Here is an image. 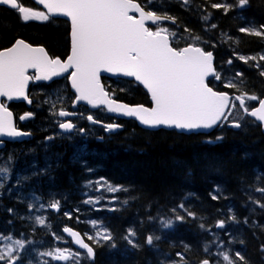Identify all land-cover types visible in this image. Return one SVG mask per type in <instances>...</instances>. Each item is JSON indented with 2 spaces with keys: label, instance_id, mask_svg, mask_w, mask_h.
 <instances>
[{
  "label": "trees",
  "instance_id": "trees-1",
  "mask_svg": "<svg viewBox=\"0 0 264 264\" xmlns=\"http://www.w3.org/2000/svg\"><path fill=\"white\" fill-rule=\"evenodd\" d=\"M20 2L22 6L39 10L29 0ZM139 2L144 6L146 0ZM212 3L233 7L225 12L213 9ZM149 7L160 15L167 13L175 18V25L169 26L176 32L173 47L192 44L213 53L215 70L223 78V81L213 79L208 82L213 90L264 98V76L260 75V71H264L261 65L264 62L256 59L260 53L264 54V36L239 30L242 27L261 30L264 0H249L244 7L238 5V0H189L187 4L183 0H154ZM68 36L69 26L64 20L24 22L17 10L0 6V50L16 39H23L31 45L43 46L49 55L61 57L69 49ZM197 36L199 40L194 39ZM240 56L254 59L245 62L239 59ZM230 59L232 64L227 63ZM237 72L243 73L242 77H237ZM231 77L237 87L225 88L224 83ZM35 89L36 85H32L29 91L35 92ZM107 89L115 100L149 106L146 93L132 81H113ZM34 98L32 108L36 105ZM45 101L38 100V106L44 104L47 107L49 102ZM254 105L255 102L250 106ZM46 107L39 108L34 120L30 121V138L8 146L23 148L13 155L17 164L34 163L38 170L45 167L44 180H40L45 188H38L36 181L38 191L49 193L51 198H56L55 193L60 195V210L53 221L57 226L52 225L53 230L57 228L60 233L66 226L85 234L90 231L85 221L96 218L110 231V244L95 245L84 236L95 250L94 262L90 264H160L169 257L179 259L177 252L183 254L187 264H198L205 257L213 259L204 252V247L213 239L227 245L231 240L234 244L232 256L238 250L249 264H264V252L261 251L264 246V208L254 203L256 200L264 203V195L256 191V188L264 187V134L256 122L245 117L238 130L218 127L209 134H182L164 129L149 131L138 127L134 121L119 120L122 130L103 136L102 142L85 143L79 135L73 142L65 139L48 141L46 137L50 136V130L46 128L55 125H52ZM8 108L14 114L17 110H26L24 104L11 103ZM216 136H223V140L216 141ZM208 140L213 143H206ZM97 178L127 189L115 194L111 208L114 211L107 207L94 209L80 198V187ZM216 186L221 191L219 199L213 200L211 193ZM74 188H78L77 191H71ZM70 194L71 199L67 197ZM181 203L196 214L195 218L179 209ZM10 204L7 208L2 204L0 219L11 220L14 206ZM67 208H80L81 217H77L78 212H73L74 217L64 218L60 214ZM174 208L176 213L172 211ZM176 214L184 215L185 220H175ZM20 216L18 213L14 221L21 224L20 229H26L23 226L26 221ZM231 216L236 220H230ZM168 219L173 220V226L163 228L162 220ZM218 220L226 221V229L215 227ZM201 224L207 230L201 229ZM129 228L136 231L137 248L126 247L124 237ZM148 233L161 237L151 248L144 242ZM33 237L41 243L37 233ZM44 237L47 241L53 239ZM185 244L189 248L185 249Z\"/></svg>",
  "mask_w": 264,
  "mask_h": 264
},
{
  "label": "snow or ice",
  "instance_id": "snow-or-ice-1",
  "mask_svg": "<svg viewBox=\"0 0 264 264\" xmlns=\"http://www.w3.org/2000/svg\"><path fill=\"white\" fill-rule=\"evenodd\" d=\"M36 2L43 5L47 14L44 11H35L30 7L22 6L20 0H0V5H7L11 9L17 10L24 22L49 21L56 15L70 18L71 53L67 60L62 61L59 57L49 56L43 46L34 47L23 39H16L10 47L0 50V98L7 97L11 101L14 98L22 97L31 104L32 101L25 92L30 80L52 81L54 77L66 73L69 69H74L67 77L71 80V87L75 90L73 107L79 101H86L93 107L106 105L109 112L135 117L142 125L149 128L165 126L199 134H208L201 130L216 127L241 128V121L245 119V115L255 118L257 122L264 125V99H259L258 107L250 110L245 102V97L249 101H256L258 97L246 93L235 96V100L239 101L238 107L243 110L245 115H239V119L230 120L231 109L237 105L231 103L227 92L214 91L206 83V78L210 76L217 81H223L222 76L214 69L212 52L204 51L201 47L192 44L184 48H175L171 46L168 29L157 27V30L153 31L146 25L148 21L153 25L165 20L175 23V18L167 13L160 15L151 10L149 6L154 3V0H146L144 6L139 0H36ZM183 2L187 4L189 0H183ZM248 2L249 0H238V5L244 7ZM211 7L227 12L233 5L212 3ZM212 27L216 26L212 25ZM260 29L242 27L239 30L242 33L264 36V25H261ZM185 31L188 30L185 29ZM172 35L175 36V33ZM194 39L199 40L200 37L197 36ZM239 59L247 62L254 58L240 56ZM259 59L264 61V55H261ZM227 63L232 64V60H228ZM29 68L36 70L33 76L26 75ZM101 70L121 74L124 77H134L135 81L142 84L151 94L153 106L150 108L143 105L129 106L111 99L100 84ZM242 75L241 72L236 73L237 77H242ZM260 75L264 76V71H260ZM224 87L236 88L237 84L229 80L224 83ZM45 102L47 103V101ZM51 114L61 118L78 115L76 112H70L63 108ZM33 116L34 113L26 112L20 116V120L24 121ZM11 117L12 113L0 100V137L16 139L31 135V133L18 130ZM86 119L92 124H102L91 114ZM102 126L107 132L121 127L116 123L102 124ZM58 127L68 133L78 131L80 134H84L86 132L84 128L77 129L76 124L70 119L59 121ZM53 139L54 137L51 136L46 137L48 141ZM215 140L222 141L223 136H216ZM206 143H213V141L208 140ZM0 144H3L2 139H0ZM10 163L11 157L8 161L0 164V188L4 187V182L9 180L12 172L8 166ZM90 186L91 182L86 185V187ZM97 190L99 191V189ZM106 190L110 193L127 191L121 185L113 186L111 184H106ZM220 191L219 186H216L211 193V198L219 199ZM256 191L264 195V187H258ZM32 199L35 203H28L27 210L29 212H40L47 209L60 210L59 200L45 205L39 203V197L33 196ZM112 199L115 200L116 197L113 196ZM99 202V197L95 200L89 198L84 201L85 204H98ZM109 202L111 203V201ZM254 203L258 207L264 208V203L259 200ZM178 207L187 216L195 218L196 214L189 211L184 203ZM110 210L114 211L115 209ZM9 211L11 212L12 209ZM172 211L176 213L177 209L174 208ZM65 215L71 218V213L66 212ZM149 219L151 220L152 217L149 216ZM229 219L235 221L236 217L231 216ZM175 220L183 222L185 216L176 214ZM35 221L41 226L46 223L45 218L41 215H37ZM245 223H247V219H245ZM92 224L95 226L96 221H92ZM161 226L171 228L173 220H162ZM215 227L226 229V221L218 220ZM200 228L205 229L204 224H201ZM63 232L70 234L79 248L86 250V257L90 261H94L93 247L80 239L77 232L69 227H64ZM97 235L101 234L97 233ZM135 236L136 232L130 228L124 237L133 248L139 247L131 239ZM101 238L106 241L111 239L108 235H101ZM7 239L13 241V244L0 250V264H34L33 260H26L24 256L26 246L33 243L32 241L16 239L12 234H9ZM56 239L61 238L56 236ZM88 239L94 238L89 236ZM160 239V236L149 234L145 238V243L151 248L154 247V241ZM2 242L0 241V243ZM211 243L212 245L217 244L215 239ZM14 245L18 246V249ZM217 246L223 249V241ZM184 247L187 249L189 245L185 244ZM261 251L264 252V246ZM66 252L69 250L56 248L54 251L38 253V256L50 257V260L44 261L43 264H51V261L67 262L71 256L66 255ZM204 252L220 257L216 264H221V260L226 264H249L245 256L238 250L235 251L234 256L223 250L211 253L210 245H206ZM74 255L80 257L82 253L75 252ZM176 256L184 264H187L182 253L177 252ZM35 264H40V262L37 260ZM75 264H81V260L76 259ZM161 264L164 262L162 261ZM169 264H177V261L171 260L169 257ZM199 264H212V261L205 257L199 261Z\"/></svg>",
  "mask_w": 264,
  "mask_h": 264
},
{
  "label": "rangeland",
  "instance_id": "rangeland-1",
  "mask_svg": "<svg viewBox=\"0 0 264 264\" xmlns=\"http://www.w3.org/2000/svg\"><path fill=\"white\" fill-rule=\"evenodd\" d=\"M33 10H35V9H33ZM35 11H40V10H35ZM34 21L43 22L41 20H34ZM164 28L168 29L166 26H164ZM172 33H174V32H172L171 30L168 29V34H170L172 36ZM261 55H264V54H261ZM259 58H260V56L256 57L257 61H261ZM228 80H232V77ZM67 99H68V94H67V90H66V87L64 84L61 85L60 87H58V89L56 91H54L53 93H50V97L48 100V102H49L48 114L50 116V121H52V125H53V120L56 117V115H52L51 113H56L57 112L56 106L57 105H61V106L65 105L63 103H65L67 101ZM248 102H251V101L248 100ZM239 115H240L239 112L236 110L234 112V114L232 115L231 119H239ZM46 130H50V136L51 137H60V134L55 131V126H52L50 128L47 127ZM3 163L4 162H2V163L0 162V164H3ZM10 178H11V174H10L9 179ZM18 178H20V175L18 176ZM16 182L17 181H13L12 185L7 188L6 194L9 195L12 191H14L15 194L13 195V197L16 200L21 201L24 199V201H26L27 204L28 203H35L32 199L33 196L29 193L21 191L22 190V184L17 185V184H15ZM89 182H91V186L86 187V185H88ZM8 184H9V180L4 182V187L8 186ZM106 184H109V183H107L105 180L99 179V178L88 180L86 183L83 184L82 188L80 187V191H79L80 198H82V201H85L86 199H89V198H92L93 200H95L96 198L99 197L100 202L98 204H90L93 206L94 209L103 208V207L104 208L107 207L110 209L113 208V204H114L115 200H113L112 198L117 193L108 192L106 190ZM4 187L0 188V192L2 191V189ZM24 188H25V186H24ZM97 189H99V191ZM56 200H60V198L54 199L52 201L47 200V202L52 203ZM109 201H111V203ZM37 207H38V204H37ZM64 210L65 209L62 210L63 213L60 215L64 216V218H66V219L69 218L68 216L65 215L66 212L71 213V217H74V215H75L73 212H78L77 217H81V213H80L81 209L80 208H78V211H77V208H75V209H68L67 208L65 211ZM50 211H52L53 214L50 213ZM20 212L21 211L14 208V211H13L14 217L12 220H10V221L4 220V219L0 220V241H3L2 243H0V250L5 249L9 244H13V241L7 239V236L9 234H12L16 239L28 240V241L33 242V243L28 244L26 246V249L24 251V256H25L26 260H33L34 264H35V261H37V260L40 262V264H43L44 261L50 260V257L38 256V253L54 251L56 248L68 249L69 252H66V253L71 256V259L67 262L51 261V264H75L76 259H80L81 264H86V262L88 261L86 256L82 254L80 257H76L74 255V253L77 251L72 249L69 245L68 240L62 234H60L61 230H60V233H59L57 228H56V230H53V226H55V227L57 226V225H55V222H53V221H55L54 219L56 218V216L54 217V215H56L57 211L47 209V210L43 211L44 213H42V211H40V212H36V211L29 212L28 210H24L20 217H22L26 221V223L23 225L26 227V229H22V228L20 229L19 227H22L21 224L17 225L14 221V219L18 218L16 216ZM37 215H41L45 218V220H46L45 225L41 226V225L36 224L35 217ZM76 220L78 221V219H76ZM92 221H96L95 226L92 224ZM85 222H86L87 226L89 227L88 230H90V231H86L85 234L88 237L92 236L94 238V239H91L93 243L105 242L106 240L102 239L101 235H108L111 237L110 231L104 226V224L101 222V220L96 219V218H94V219L89 218ZM105 230H107V231H105ZM128 230H127V233H128ZM35 233H37L39 235V239L41 240V243H38L39 241L34 240L33 235ZM97 233H100L101 235H97ZM44 236H51L53 239H52V241H47ZM56 236H59L61 239H56ZM213 236L216 237V235H214V234H213ZM135 238H136V236L131 237V239H133L134 242H135ZM111 241H112V237L110 240H107V242H111ZM220 242H221L220 240L217 241L216 245H212V243H210L209 244L210 245V252L211 253H218L221 250H223L225 252L230 253V255H233L231 249H233L234 244L229 243V245H227V243H223V249H221L220 247L217 246V245H219ZM35 244H39V245H37V248L33 247V246H35ZM129 246H131V245H129ZM15 247L18 249V246H15ZM38 247H40V248H38ZM212 256H213V259L211 260L212 264H216V261L218 259H220V257L214 256V255H212ZM171 260H176L177 264H184V262L180 261L177 258H172ZM164 264H169V260L164 261ZM221 264H226V262H223L221 260Z\"/></svg>",
  "mask_w": 264,
  "mask_h": 264
},
{
  "label": "flooded vegetation",
  "instance_id": "flooded-vegetation-1",
  "mask_svg": "<svg viewBox=\"0 0 264 264\" xmlns=\"http://www.w3.org/2000/svg\"><path fill=\"white\" fill-rule=\"evenodd\" d=\"M149 27L155 31L157 30V25L156 26H153V25H149ZM68 55V51L67 53L64 55V56H54V55H51L52 57H59L62 61L65 60V58L67 57ZM65 77H62L61 79L59 80H56V81H52L50 83H45V82H41L39 83V87L40 89H52L53 86H55L56 84L60 85L62 84L63 82H66V79H64ZM57 88H54V91L56 90ZM38 96H42L43 93L42 92H38L37 94ZM69 99H70V104L69 106L65 105L63 106V109L67 110V111H70V112H76L78 113V115L76 116H72L68 119L72 120L73 123L76 124L77 126V129L79 128H84L86 129V132L84 134H81L82 136H84L85 139L89 140V141H96V142H102L103 141V136H108L109 134L108 133H105V130L103 128V126H99V125H96V124H92V123H89V121L86 119V117L88 115H93L95 119L99 120L102 122V124H107V123H116V121L111 118L110 116H108L105 112H103V110L101 109H98L96 111H93V112H90L87 108H83V107H77V108H72L71 107V104H72V101H73V97L71 94H69V98L67 99V103L69 102ZM38 103V102H37ZM66 103V102H65ZM15 104V103H14ZM16 104H22V103H16ZM39 104V103H38ZM27 108V107H26ZM17 110V108H16ZM28 111L34 113V115H36V110H32V107L30 108H27ZM60 110V109H59ZM57 110V112L59 111ZM26 111V110H25ZM24 112L23 111H19L17 110L16 111V116H14V120H15V126L21 130V131H24V132H30L31 133V125L29 124L30 121L26 120L24 122H21L19 119H20V116H22ZM80 114H83V115H80ZM34 117V116H33ZM59 121H62L61 119L57 118L53 121V124L56 125V127L58 128V122ZM34 127L36 128V125H34ZM76 132L78 131H73L71 133H69L68 137H72L73 135L76 136ZM7 144V143H6ZM14 150H12V148H10V146H6L0 151V160H4L5 156L9 153V152H12L13 154L16 152L18 153L20 150H22L23 148L20 147V146H14L13 147ZM2 163V161H0ZM29 164H20V163H15L13 162L12 164H9L8 166L12 169V172H11V178L14 180V181H17L15 184L19 185V184H22V189H24V186L26 187H30L32 188L33 190L28 192L29 194H31L32 196H36V197H39L41 203L43 201H52L54 199H57V198H61L60 195L58 193H55V197L56 198H51L49 193L47 192H44L42 190L38 191L37 189L38 188H42L44 189L45 188V185L44 184H41L40 183V180H44V176L45 175V167L44 166H41L38 170V167L36 166H32V164L29 165V167H26L28 166ZM39 166V165H37ZM20 175V178H18V176ZM47 175V174H46ZM36 180L38 182V187L36 185ZM35 186V187H34ZM38 187V188H36ZM79 188V187H78ZM78 188H74V189H71V191H77ZM6 190H2L0 192V201H1V204H0V211L2 209V203L5 204V208H7L9 206V203L11 202V204H13L14 208L18 209L19 211H21L19 214L22 215V212L24 210H27V203L26 201L21 200L19 201V203L17 205H15V203L18 202V200H16L14 197H11L15 194V192H12V194L10 195H7L6 194ZM26 191H29V188L26 190ZM73 191V192H74ZM24 192V190H23ZM11 197V198H10ZM67 197H72V194L68 195ZM10 198V199H9ZM26 203V204H24ZM10 204V205H11ZM14 211V210H13ZM13 214V213H12ZM13 215H11V220L13 219Z\"/></svg>",
  "mask_w": 264,
  "mask_h": 264
},
{
  "label": "water",
  "instance_id": "water-1",
  "mask_svg": "<svg viewBox=\"0 0 264 264\" xmlns=\"http://www.w3.org/2000/svg\"><path fill=\"white\" fill-rule=\"evenodd\" d=\"M30 1H32L35 5H37L39 8H41L43 11H45V13L47 14V10L46 9H44V7H43V5H40V4H38L37 2H36V0H30ZM1 7H6V8H10L9 6H7V5H0ZM11 9V8H10ZM135 15H137L138 16V14H135ZM52 18H59V19H62V20H65L67 23H68V25H69V43H70V51H69V54L68 55H70V53H71V42H70V32H71V21H70V18H68V17H64V16H62V15H56V16H53ZM159 23H171V24H173V22L172 21H168V20H165V21H161V22H159ZM147 24H152L150 21H148V22H146V25ZM11 46V45H10ZM9 46V47H10ZM35 47V46H34ZM184 48V47H183ZM68 57V56H67ZM67 57H66V59L65 60H67ZM213 62H214V57H213ZM213 66H214V64H213ZM31 71H33L34 72V74H35V69H31V68H29L28 70H27V72H26V75H28V73L29 72H31ZM72 71H74V69H69L66 73H63V74H61L60 76H58V77H54L53 79H57V78H60V77H62L63 75H71V72ZM102 76H105V77H108V78H122V79H127V80H132L135 84H137L139 87H141L142 89H143V91L147 94V96H148V99H149V102H150V106H144V107H152L153 106V104H152V100H151V94L147 91V89L142 85V84H139L137 81H135V78L134 77H124L123 75H121V74H114V73H111V72H105V71H103V70H101V72H100V74H99V79H100V84H101V86L103 87V85H102V83H101V77ZM212 77L210 76V77H207L206 78V83H207V81L209 80V79H211ZM31 82V80L29 81V83ZM37 82H41V81H37ZM46 82H50V81H46ZM29 83H28V86H29ZM68 84H69V87H70V90L75 94V90L71 87V80L70 79H68ZM28 86H27V88L25 89V92H26V94H27V89H28ZM229 99H230V96H229ZM0 100H2V101H6V102H24L26 105H29V103H28V101L27 100H24L22 97L21 98H14L13 100H11V101H9L8 99H7V97H2V98H0ZM116 101V100H115ZM118 103H123V102H119V101H117ZM78 104H82V105H85V106H87L89 109H91V110H94V109H98V108H104L105 110H106V112L109 114V115H111V116H113V117H115V118H118V119H125V120H128V119H132V120H134L135 122H136V124L139 126V127H141V128H143V129H146V130H150V131H155V130H159V129H164V130H173V131H176V132H178V133H182V134H199V133H193V132H185V131H182V130H178V129H175V128H169V127H165V126H159V127H156V128H149V127H147V126H144V125H142L140 122H139V120H137L135 117H128V116H124V115H122L121 113H113V112H109L108 110H107V106L106 105H99V106H97V107H93L92 105H89L86 101H79V102H77V104H76V106L78 105ZM123 104H125V103H123ZM258 104H259V102H258ZM258 104L255 106V107H258ZM128 105V104H127ZM75 106V107H76ZM129 106H138V105H129ZM72 107H73V104H72ZM8 111H10L9 109H8ZM59 118H61V117H59ZM68 118V117H67ZM252 120H254L255 122H257L256 120H255V118H253V117H250ZM11 119H12V121H13V117H11ZM259 125H260V127H261V131H262V133L264 134V125H261L260 124V122H257ZM98 125H102V124H98ZM232 128H234V129H237V128H235V127H232ZM121 129V127L120 128H118V129H116V130H114V131H112L111 133H114L115 131H117V130H120ZM214 129V128H213ZM213 129H208V130H201L202 132H204V131H206L207 133H210ZM62 133H66V132H63V130H61V129H59ZM107 132V131H106ZM29 136H26V137H21V138H16V139H11V138H8V137H0V139H2L3 140V144H0V149L3 147V145H4V142L5 141H22V140H24V139H27ZM70 228V227H69ZM72 229V228H71ZM73 231H75V232H77L78 234H79V238L80 239H83L84 240V242L85 243H87L86 241H85V239H84V237L82 236V234H80V232H78V231H76V230H74V229H72ZM62 232H63V230H62ZM63 235L67 238V239H69V241L71 242V245L73 246V248L74 249H76V250H78V251H80V252H84L85 254H86V250H84V249H81V248H79V246L74 242V238L70 235V234H68V233H65V232H63ZM88 244V243H87Z\"/></svg>",
  "mask_w": 264,
  "mask_h": 264
},
{
  "label": "bare ground",
  "instance_id": "bare-ground-1",
  "mask_svg": "<svg viewBox=\"0 0 264 264\" xmlns=\"http://www.w3.org/2000/svg\"><path fill=\"white\" fill-rule=\"evenodd\" d=\"M82 143V142H81ZM71 148V147H70ZM44 154V153H43ZM84 157V156H83ZM37 181V180H36ZM71 199V198H70ZM72 202V201H71ZM65 211V210H64ZM75 211V210H74ZM47 212V211H46ZM81 213V212H80ZM28 223V222H27ZM158 233V232H157ZM149 234V233H148ZM146 238V237H145ZM141 239V238H140ZM145 240V239H144ZM142 240V241H144ZM145 242V241H144ZM143 243V242H142ZM141 244V243H140ZM128 248V247H127ZM132 249V248H131ZM135 250V249H134ZM85 261V260H84Z\"/></svg>",
  "mask_w": 264,
  "mask_h": 264
}]
</instances>
